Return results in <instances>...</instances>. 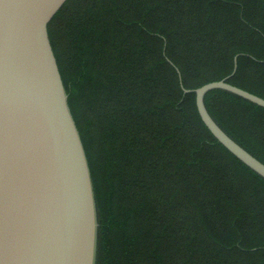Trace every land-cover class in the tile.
Here are the masks:
<instances>
[{
	"label": "trees",
	"instance_id": "16d2710c",
	"mask_svg": "<svg viewBox=\"0 0 264 264\" xmlns=\"http://www.w3.org/2000/svg\"><path fill=\"white\" fill-rule=\"evenodd\" d=\"M89 161L97 264H264V178L203 122L196 89L264 98V0H67L48 25ZM208 111L264 163V107Z\"/></svg>",
	"mask_w": 264,
	"mask_h": 264
},
{
	"label": "water",
	"instance_id": "95a60500",
	"mask_svg": "<svg viewBox=\"0 0 264 264\" xmlns=\"http://www.w3.org/2000/svg\"><path fill=\"white\" fill-rule=\"evenodd\" d=\"M66 2L0 0V264H97L92 173L48 31ZM229 77L184 90L196 93L218 141L264 178V163L205 104L209 91L221 89L264 107L263 97Z\"/></svg>",
	"mask_w": 264,
	"mask_h": 264
}]
</instances>
